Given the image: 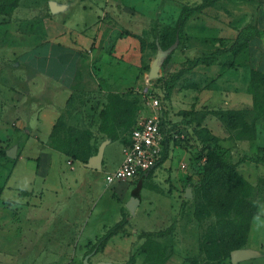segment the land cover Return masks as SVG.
Here are the masks:
<instances>
[{"label": "rangeland", "instance_id": "rangeland-1", "mask_svg": "<svg viewBox=\"0 0 264 264\" xmlns=\"http://www.w3.org/2000/svg\"><path fill=\"white\" fill-rule=\"evenodd\" d=\"M5 1L9 12L0 14V80L4 77L10 82L16 61L12 51L23 37L18 36L20 30H28L27 24L44 22L52 14L45 12L48 0H19L16 7L13 0ZM92 3L93 0H78L67 14H59L58 18L68 20L80 32L85 29L93 35L99 16L103 17L104 6ZM258 3L172 0L164 15L155 10L152 20L143 23V19L140 25L129 28L111 17L105 21L104 32L91 51H81L68 66L63 82L72 89V94L56 137L68 140L74 133L82 136L85 149L92 150L104 140H112L111 137L124 141L147 114L145 107H140L139 98L143 99L146 93L159 98L165 127L176 135L174 147L160 166L120 187V182L108 184L106 174L124 157L121 142L108 147L111 161L101 170H88L77 161L71 163L73 159L64 153L54 154L50 178L62 179L66 192H69L67 182L77 191L75 178L83 180V189L90 184L89 193L95 198L86 233L101 237L77 250L80 264L88 254L92 262L104 260L110 264H233L228 256L229 246L221 249L220 237L227 239L229 235V218H235L237 223L248 219L246 199L257 205V214L250 220L249 245L263 254L237 264H264V87L259 77L253 79L247 56H235L233 51L225 50L234 43L235 30L252 20L254 23ZM184 7L197 8L191 13L179 44L172 30ZM148 11L152 12H144ZM176 43L163 59L160 76L149 79L159 47L169 49ZM213 53L217 55L212 63L197 62ZM183 68L188 70L172 82L174 74ZM8 123L11 132L13 126L11 121ZM6 135L0 136V185L14 161L2 154L15 143L14 138ZM40 150L32 140L25 148L30 156L38 155ZM218 152L227 164L236 165L252 190L241 185L225 187L220 190L223 203L213 205L207 203L206 186L201 182L202 157ZM244 156L253 160L239 162ZM25 161L30 165L34 162ZM17 175L26 178L22 168ZM15 178L16 173L12 179ZM140 181L141 202L131 212L127 202ZM187 188L191 189L192 197H186ZM13 215L11 212L9 216ZM104 224L113 228L114 234L103 241ZM8 252L11 253L5 251ZM53 252L37 255L35 264H46L44 257ZM0 263L13 264L11 257H1Z\"/></svg>", "mask_w": 264, "mask_h": 264}, {"label": "crops", "instance_id": "crops-1", "mask_svg": "<svg viewBox=\"0 0 264 264\" xmlns=\"http://www.w3.org/2000/svg\"><path fill=\"white\" fill-rule=\"evenodd\" d=\"M50 1L44 8L45 12L52 14L51 17L35 25L27 24L28 30H20L18 36L23 37L12 51L16 61L14 73L9 76L11 81L4 77L0 80V136L7 134V138H14L15 143L10 149H16L10 172L0 185V258L11 257L13 264H35L36 256L45 251H54L44 257L46 264H80L77 250L81 251L101 237L96 234L91 237L86 233L95 200L89 193L91 185L83 189L84 181L79 182L75 178L77 191L72 190L71 183L66 181L69 189L66 192L62 179L52 180L49 176L54 154L63 155L51 148L50 137L58 119L67 111L72 94V89L63 82V75L81 51H91L93 43L99 41L108 18L113 17L129 28L140 25L143 19V23L152 20L155 10L164 15L172 3V0H93L94 5L103 4L104 19L99 16L96 32L89 35L87 30L80 32L69 25L68 20L58 18L59 14H67L78 0H53L65 5L56 13L51 11ZM257 1L254 23H251L252 20L243 27L255 25L258 34L239 55L248 57L251 68L264 71V0ZM237 20L240 21L241 17ZM243 27L230 32L235 39ZM9 121L14 131H9ZM30 140L40 146L38 155L26 154L25 148ZM116 142H121L123 152L124 143L121 140H110L104 151L102 167L110 163L111 155L107 150ZM27 159L34 160L32 165L25 161ZM122 160L123 155L107 172L118 168ZM75 161L88 170H94L81 161L70 162ZM19 168H22L26 178L17 175ZM15 173L16 178L12 179ZM126 183L120 182L119 187ZM11 212L14 213L12 217L9 216ZM109 229L110 226L104 224V234ZM249 242L250 234L244 248H251ZM68 250L75 253L66 252ZM5 251L11 253L6 254ZM36 251L40 252L37 254Z\"/></svg>", "mask_w": 264, "mask_h": 264}, {"label": "trees", "instance_id": "trees-1", "mask_svg": "<svg viewBox=\"0 0 264 264\" xmlns=\"http://www.w3.org/2000/svg\"><path fill=\"white\" fill-rule=\"evenodd\" d=\"M212 1H217V0H212ZM18 3H19V0H13L12 5H14V7H16L18 5ZM5 7H6V1L0 0V14H4V13L9 12L5 9ZM196 8L197 7H184L182 9V12H181L178 20H177L176 26L172 30L173 38H174V40H177L179 42V44L182 43V41L184 39L185 26L190 19L191 13L193 11H195ZM31 24L33 25V23H31ZM26 27H27V25H26ZM256 30L257 29L255 28V25H252V24L243 27L239 31V34L236 37L234 43L229 48H227L225 50L226 51H233L235 56L240 54L247 47L249 41L255 35L258 34ZM132 34L137 36L135 33H132ZM216 52L220 53L222 51L218 50ZM216 55L217 54L213 53L210 56L202 57V58L198 59L197 62L198 63H204V64H210L214 61V57ZM187 70H188L187 68H183L181 71L175 73L173 78H172V82H175L176 80H178L179 77L183 73H185ZM251 74H252L253 79L256 77H259V79L263 83V87H264V71L260 70V69L252 68ZM170 91H171V88H169L168 92L170 93ZM70 98L68 100V103L70 101ZM139 98H140V107L142 108V107H144L142 96H140ZM61 118H62V116L58 119L57 123L55 124V126L53 128V131H52V134L50 137V141H49L50 146L53 147L54 149L64 153L65 155L71 157L73 160H78V161H81L83 163H87L89 158L94 153V151H96V150L98 151V147H96L94 150H92L91 148L85 149L84 142L80 138L82 136H76L74 133H72L73 138L68 139V140H65L62 137H59V138L56 137L57 133L59 132ZM162 124H163V126H165V124H166L165 120L163 121ZM163 130H164V128H163ZM166 131L165 132L167 134H166V141H165V148H164V152H163V157H162L161 162L157 165V167L160 166L167 159L168 153L170 152V149H171V144L173 142L174 143L176 142L174 132L172 133L171 132L172 130H170V129L169 130L167 129ZM111 139H112V141L116 140V138H112V137H111ZM127 141H128V138H126L122 142L126 143ZM2 154L6 155L7 153H6V151H3ZM204 156L202 157L204 159V171H203V179L201 182H203L204 187L206 186L205 197L207 199L208 204H213V205H217L218 203L222 204L223 198H221L222 194L220 193V190H222L228 186H230L232 189V187L234 185H241L247 189L252 190V185L247 180H245L243 178V176L237 171L236 165L227 164L226 161L224 160V156L222 153L218 152L215 155L214 154L208 155V153H207ZM245 160H253V159L249 156H244L239 160V162H243ZM150 172H148L147 174H149ZM147 174H144L141 177L146 176ZM141 182L142 181L139 182L138 186L133 191L134 195L139 196V197H140V194H139L140 189L142 186ZM231 192H232V190H231ZM240 195L238 197H240ZM246 200L247 201H245V207H246L245 211H246V215L248 216V219H246L245 221H242L241 223H237L236 222L237 220L235 218H229L230 220L227 221V224L229 226L228 227L229 235L226 236L227 239H224L225 238L224 236L220 237V239H222V241H223L221 249L224 250V248L226 249V247L229 246L228 256L230 258H231V252L234 249L244 248L247 245L248 238H249V232H250V226H251L250 220L254 215L257 214L256 202L252 199H250V200L246 199ZM224 204H226V202H224ZM113 234H114L113 228H111L104 235L102 240L104 241V240L108 239ZM211 242H212V240H211ZM208 243H210V241H208ZM99 244L100 243H97L96 245L98 246ZM221 249H218V250L222 251Z\"/></svg>", "mask_w": 264, "mask_h": 264}, {"label": "built area", "instance_id": "built-area-1", "mask_svg": "<svg viewBox=\"0 0 264 264\" xmlns=\"http://www.w3.org/2000/svg\"><path fill=\"white\" fill-rule=\"evenodd\" d=\"M143 104L147 114L138 120L128 141L124 143V157L120 166L114 171L107 172L108 184L135 181L156 169L162 160L166 130L170 128L162 124L165 117L161 112L160 100L156 95L144 94ZM174 136L176 137L175 134Z\"/></svg>", "mask_w": 264, "mask_h": 264}, {"label": "water", "instance_id": "water-1", "mask_svg": "<svg viewBox=\"0 0 264 264\" xmlns=\"http://www.w3.org/2000/svg\"><path fill=\"white\" fill-rule=\"evenodd\" d=\"M50 7H51V11L53 13H56L58 11L63 10L65 8V5H60L56 1L51 0L50 1ZM177 45H178V43L174 44L169 49H162L161 47H159L157 56L151 65V69L149 72V79L158 78L160 76V67H161V64L163 62V59ZM109 142H110V140L106 139L100 144L97 154L90 157L88 162L85 163L86 167H88L90 169H94V170H101L102 169L104 151H105V148ZM7 155L12 157V158H15L16 157V149L12 148V149L8 150ZM192 196H193V193H192L191 189L187 188L186 197H192ZM140 202H141V199L139 196H132L130 198V200L127 202V208L129 209V211L134 212L137 209V207L139 206ZM259 255H261V252L258 250H255V249L238 248V249H234L231 252V261L233 264H237L239 261L247 260V259L259 256ZM84 264H110V262L104 261V260H101L98 262H92V261H90V254H88L84 257Z\"/></svg>", "mask_w": 264, "mask_h": 264}]
</instances>
